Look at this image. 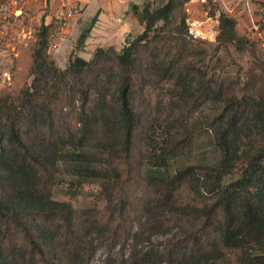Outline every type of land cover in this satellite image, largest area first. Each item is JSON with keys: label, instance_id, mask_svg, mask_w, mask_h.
Masks as SVG:
<instances>
[{"label": "trees", "instance_id": "16d2710c", "mask_svg": "<svg viewBox=\"0 0 264 264\" xmlns=\"http://www.w3.org/2000/svg\"><path fill=\"white\" fill-rule=\"evenodd\" d=\"M192 1L133 4L143 33L86 60L77 53L96 15L65 69L50 53L61 21L40 26L31 84L0 96V264H91L100 244L129 252L106 264H264V92L227 100L214 158L186 162L207 131L201 109L221 91L213 61L230 45L263 47L206 0L217 46L207 62H187L204 41L188 35ZM67 179L105 183L107 205L57 200ZM159 234L162 248L146 247Z\"/></svg>", "mask_w": 264, "mask_h": 264}, {"label": "rangeland", "instance_id": "374dc122", "mask_svg": "<svg viewBox=\"0 0 264 264\" xmlns=\"http://www.w3.org/2000/svg\"><path fill=\"white\" fill-rule=\"evenodd\" d=\"M138 2L142 9L148 6L151 10H155L164 5L167 0H138ZM22 26H26L31 30V33L25 38V43L20 44L18 48H13V45H9V42L6 41H4V44H0V96H8L10 100L16 99L32 81L30 77V68L33 62L32 52L36 40L35 36L40 26L29 22H24ZM144 29L145 27L142 26L139 32L131 33L129 42L142 34ZM259 30L254 32H259ZM251 36L253 37V34ZM126 38L127 36L124 37L122 47L118 48L119 50L127 45ZM253 38L257 42L261 41L257 36ZM194 44L193 53L186 58L187 62L203 59L207 62L217 46L216 38L214 37L211 40H204ZM8 45L9 48L6 49ZM201 68L200 74L196 76L197 81L206 70V65L202 64ZM4 71L11 72L12 79L10 82H4ZM210 73L211 76H214V81H216L214 88L221 91L216 94L214 100L208 102L201 109L207 131L202 135L191 156L187 158L186 162L188 164H204L211 162L214 158V151L210 143L213 142L217 134L221 121L220 117L227 100L239 96L242 92L253 95H260L264 92V48L257 47V49H254L248 46L242 47L239 44L230 45V53L223 49L213 61ZM238 174L239 172L237 171L235 176L227 178V182L236 179L239 176ZM108 197L109 192L106 190V184L99 182L78 183L67 179L64 182H60L56 189L57 200L71 201L78 208L104 207L107 205ZM167 238L168 236L159 234L153 236L150 242H145V245L146 247L160 250ZM120 253L127 255L129 252H120L119 250L109 252L105 244H100L97 246V251L91 264H106L107 258H114Z\"/></svg>", "mask_w": 264, "mask_h": 264}, {"label": "crops", "instance_id": "0c3cea01", "mask_svg": "<svg viewBox=\"0 0 264 264\" xmlns=\"http://www.w3.org/2000/svg\"><path fill=\"white\" fill-rule=\"evenodd\" d=\"M206 0H193L186 11L190 21L202 24L206 40L216 38L219 22L209 17L205 8ZM221 11L240 21L258 39L264 37L258 31L259 23L264 22V0H215ZM138 0H0V44L9 42L13 48L25 43L31 30L22 26L24 22L50 24L53 20L61 21L56 33L51 37L50 47L57 66L66 68L71 54L76 48L82 30L97 15L98 21L92 29L84 47L77 53L90 60L98 48H121L125 36L140 31L142 25L132 11V5ZM68 10L76 13L72 18H61ZM21 11L20 16L17 12ZM255 39V38H254ZM12 42V43H11ZM11 43V44H10ZM6 46V49L9 48Z\"/></svg>", "mask_w": 264, "mask_h": 264}, {"label": "built area", "instance_id": "2783aa9c", "mask_svg": "<svg viewBox=\"0 0 264 264\" xmlns=\"http://www.w3.org/2000/svg\"><path fill=\"white\" fill-rule=\"evenodd\" d=\"M237 1H241V0H237ZM75 11L74 10H68L65 13L61 14V18H72L75 15ZM259 30V29H258ZM188 35L193 39V40H206V35L204 32V29L202 27V24L200 22L197 21H190L189 26H188ZM261 41L259 42L260 45L264 48V37H261L260 39ZM55 49V46H51L50 47V51ZM11 72L10 71H4L3 72V80L4 82H10L11 81Z\"/></svg>", "mask_w": 264, "mask_h": 264}, {"label": "water", "instance_id": "95a60500", "mask_svg": "<svg viewBox=\"0 0 264 264\" xmlns=\"http://www.w3.org/2000/svg\"><path fill=\"white\" fill-rule=\"evenodd\" d=\"M22 14V12L21 11H18L17 12V15L18 16H20ZM129 37H130V34L127 36V38H126V44H128L129 43Z\"/></svg>", "mask_w": 264, "mask_h": 264}]
</instances>
